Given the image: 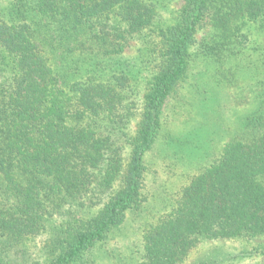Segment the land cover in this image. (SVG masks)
Returning a JSON list of instances; mask_svg holds the SVG:
<instances>
[{
  "label": "trees",
  "instance_id": "1",
  "mask_svg": "<svg viewBox=\"0 0 264 264\" xmlns=\"http://www.w3.org/2000/svg\"><path fill=\"white\" fill-rule=\"evenodd\" d=\"M168 3L0 0V264L264 257V0H183L163 23ZM199 59L238 88L240 110L198 158L193 134L169 139L181 182L156 209L148 154ZM142 213L123 260L112 242ZM217 241L242 249L204 247Z\"/></svg>",
  "mask_w": 264,
  "mask_h": 264
},
{
  "label": "rangeland",
  "instance_id": "2",
  "mask_svg": "<svg viewBox=\"0 0 264 264\" xmlns=\"http://www.w3.org/2000/svg\"><path fill=\"white\" fill-rule=\"evenodd\" d=\"M182 4L183 0H169L168 8L160 12L161 21L163 23L172 22ZM202 36L203 34L198 35L199 38ZM257 45H264V39H258ZM140 48L141 43L139 40L131 41L125 50V58L132 62L136 61ZM212 64L202 59L196 61L190 77L177 88L174 95L166 103L164 109V134L148 154V160L151 163L147 176L148 191L150 190L149 196L153 192L154 194L156 193V198H159L155 202L156 209L159 207L157 203H161L164 198L167 199V197H161L160 195L175 191L181 182L180 172H182L183 167L176 168L173 161L168 160V156L172 158L174 154L167 146L169 139L183 137L187 133L193 134L191 139L194 142L189 147L196 145L192 157L197 156L198 158L201 154L197 149L200 146L202 148L201 152H204L203 150L205 149H211V138L218 139L219 133L224 131L226 124L237 117L233 112L239 108L235 106L231 98L238 100L240 91L238 88L230 90L229 88H224L227 84H224ZM231 65L230 63L226 64L222 71L227 73V69ZM196 74L197 76H195ZM215 77L216 82L214 80ZM195 85L197 87L194 89ZM198 90H201V96L197 93ZM195 131L196 135H194ZM141 216L142 219L135 215H130L125 226L117 233L116 240L112 242V247L119 254H123L121 255L123 260L130 256V252L135 248V243L139 244V227L140 223L144 221L145 214L142 213ZM263 242L264 240H257L254 244ZM216 246L224 247L228 252H239L242 249L241 244L233 241L209 242L204 247ZM104 262L107 264L106 261ZM238 264H264V257H249Z\"/></svg>",
  "mask_w": 264,
  "mask_h": 264
}]
</instances>
